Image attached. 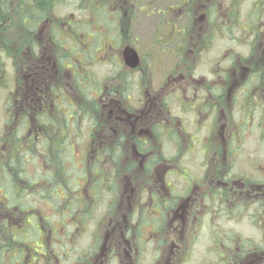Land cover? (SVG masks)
Masks as SVG:
<instances>
[{
	"label": "rangeland",
	"instance_id": "1",
	"mask_svg": "<svg viewBox=\"0 0 264 264\" xmlns=\"http://www.w3.org/2000/svg\"><path fill=\"white\" fill-rule=\"evenodd\" d=\"M92 1L97 2V0ZM179 1L100 0L103 10L99 12L96 19L104 24H110L109 13L116 10L115 5H152L151 8H148V14L139 10L138 18L132 26L128 24L127 19L126 23L117 19V22L121 24L122 31L121 33L117 30L114 31L115 39L113 41L106 40L99 34L89 35L91 34L89 32L101 30V26L91 27L90 22L94 12L90 9L78 12L77 7L67 5L66 1L55 6L56 17L70 16L69 19L79 20L80 25L83 24L81 26L84 31H88V33L81 36L84 39L82 48L83 50L85 48L87 52L85 56L84 52L82 55L80 53L76 55L77 62L74 65L76 70L72 71V76H70V70L62 67L56 69L57 79L60 82L70 81L72 83V89L70 88L68 92L70 93V106L74 107L75 115L69 120L67 114L56 113L52 122L56 127L54 133L49 130L51 126L43 124L41 126V123L36 122L33 118L29 121V126L25 120L23 122L18 120V114L25 112L20 109L21 100L19 99V84H17L23 74L24 91L25 93L32 92L28 83L30 76L27 74L31 69L32 60L29 59L26 52L22 53L26 51L23 49L22 43L31 47L28 45L31 43V36L29 32L26 33L24 28L22 30L21 22L16 17L0 14V34L10 25L8 35L0 38V134L3 133L4 136L15 140V144H10L8 141L0 142V163L4 164L8 159L7 156L11 153L15 154V151L24 152L22 162L25 165L22 167V178L25 181L36 179L40 185L33 187L32 191H37V194L32 199L28 197L20 202L24 209L27 207L32 211L30 214L34 217L31 219L34 223L39 224L40 232H37L35 226L24 229L21 225L29 213L19 212L21 208H18L17 205H8V198L14 195L15 191L11 181L14 177L12 167L10 168L6 163V170L3 168L5 173L0 169L2 178V181L0 180L2 184L0 186V202H2L0 203V216L6 214L4 217H0V264H227L224 261L229 258L230 254L240 255L246 251L257 252L259 244H263L264 247V204L263 212L259 211V202L255 205L256 199L243 197V194L240 199H234L228 205L225 202L222 204V201H205L202 209L211 207L213 209H210L211 213L203 216L205 212L200 211L199 215H195L198 219L192 221V219L185 218L184 223L169 216L168 211L174 209L175 206L167 208L165 217L154 221L156 222L154 224L159 228L147 236V232L152 229L147 226L148 223L145 221H148L147 217H150L151 214L146 217L144 211L153 210L154 207H150L144 200L143 191L147 184L146 173H148L145 165L139 166L137 156L135 157L127 150L108 152L106 150L109 149L98 146L101 144L102 138L105 140L103 145L110 147L112 140H117L116 136L111 135L110 129L117 127L113 121L116 122L117 118H123L122 110L130 109L133 113L139 110L136 99L142 94L138 89V85L142 81L131 80V76L128 74L125 76L127 71L121 67L122 63L118 56L124 47H133L143 60L148 58L150 60L147 63L143 61L141 66V71L144 72L141 77L146 83H151L145 88L142 86L144 91L152 87L153 94L161 96L163 93L174 98L173 95H169L174 91V85L184 83L186 88H190L188 94L191 95V87L195 83L188 77L190 76L194 81L211 77L209 85L211 88H218L217 94L219 87L224 82L218 74H215V78L208 74L213 65L212 62L220 59L221 66L218 70L223 71V69H227L228 60L225 58L232 55L231 51L236 55L244 53L243 49L246 47L239 46L236 39L239 38V35L246 33L245 31L248 32L241 27L247 22V19L250 21V18H255L257 12L255 5L259 2V17L261 16L259 18V66H257L261 82L259 94L253 95L243 105L232 100H224L222 103L216 104L215 109L206 110L205 112L210 115V124L215 126L214 131L208 134L210 137H207L205 127L197 129L196 119L192 113L181 114V111L186 109L185 103L177 100L170 103V100H167L169 107L167 109V112L169 111L167 124L171 127L174 126L173 133L168 136L160 128L153 130L158 133V142H162V146H164L163 152L152 150L144 156L147 161L152 160L151 162H153V165L148 166V169L157 175L159 179L156 181L163 184L166 182L169 185L168 190L172 191L171 197L175 205L181 204V201L186 199H189L187 202L189 206L193 207L198 204L200 197L197 198V195L204 189L209 190V183L199 181L204 173L213 175L212 180L217 179L218 182L221 181L220 183L225 181L227 186L224 193L229 190L228 183H232L233 180L235 189L237 186L243 189L241 185H238V177L254 181L264 178V0H240L238 3L233 1L230 5H243L242 10L232 9V13L237 14L238 18L241 16L242 18L240 25L228 31L224 29L227 22L224 20L228 9L226 5H229L228 0H195L192 5L204 3L215 5L216 13L212 14V19L213 21L219 20V23L223 25L221 24L219 28L214 26L216 27L215 38L212 39L211 46L207 47V54L201 55L198 61L186 58L193 65L192 71H186L182 66H177V63L181 59V54L189 57V50L193 49V44L198 41L194 40L197 26L193 28L190 38H187L190 40H186L185 43L183 41L184 51L181 49V54L178 53L177 56L173 51L176 44L181 43L180 38L177 36L172 39L170 44H164L163 41L167 40L163 36H167L171 32L172 26H166L165 23L159 25L158 21V18L164 19V16L158 14L163 9V5H176ZM135 10L138 12L137 7ZM117 13L119 12L117 11ZM167 18L171 19V16L167 15ZM166 27H168L167 31L164 30ZM180 27H184V25L177 24V29ZM114 28L115 23L112 29ZM159 30L163 31L159 32ZM205 32L204 28L202 33ZM120 35L122 36L120 37ZM245 38L243 37L241 44L249 45L250 37H247V40ZM48 43L45 38L41 45L46 46ZM13 45L16 49H13ZM73 45L75 46V44ZM66 47L68 48V45ZM201 48H203L202 44ZM56 51L59 49L57 48ZM21 61L23 62L21 63ZM146 65L150 68L146 69ZM27 66L30 68L25 72ZM236 66H232V69L236 70ZM251 66L256 67L254 64ZM77 69L82 73L85 70L94 73L95 85L98 87L97 89L103 90L104 98L86 93V101L80 103L79 97L76 95L77 91L73 88V72H77ZM224 74L221 75L224 76ZM180 75L185 77L177 78ZM227 76L231 80L234 79L229 75V71ZM124 79L129 81V86L125 84L127 89L125 92H123ZM214 93L212 91V94ZM127 95L130 97L132 95V100L123 101ZM26 96L24 95L22 98L23 104L30 102ZM111 99H117L119 102L113 103L114 100L111 101ZM234 104L236 105L234 106ZM67 105L69 104L62 108L67 109ZM145 113H147L146 110L142 116H146ZM158 113V109H156L148 115L152 116ZM172 117L176 120L170 121ZM152 123L155 122H148V124ZM40 126L42 128H39ZM25 127L29 128L30 132L25 130ZM175 127L179 128V131H176ZM95 131L98 137L94 139L95 146L91 148L93 137L88 139V136L95 134ZM129 131H132L131 128ZM36 136H39V140L35 139ZM46 138L49 139V147L44 142ZM191 138L192 140H190ZM174 142H179L182 148L185 145L194 147L192 152H187L185 149L177 152ZM60 143L65 144L67 154L60 155L57 160H60L59 163H65L66 167L70 169L65 172V175L68 176L65 183L61 179L60 168L57 167L58 163L53 156V151ZM207 143L217 147L215 148L217 150L227 144L240 147V151L231 155L226 153L220 155L217 152L200 153L201 147ZM41 146H45L46 149L44 150ZM162 158L164 161L160 165ZM47 159L51 161L48 165H46ZM135 165H138V168ZM96 167L101 168L97 173L95 172ZM47 168L49 172L56 174L55 180L61 184L58 191L59 197L55 195L52 202L50 201L51 195H49L51 187L43 183L45 188L41 189L42 183L39 179L42 172L47 171ZM28 173L31 177L28 176ZM231 175L237 178L230 181L231 179L227 177ZM95 178L101 184H99L100 188L96 189L99 194L91 188L90 180ZM237 179L238 181H236ZM20 185L24 191H27L24 183L21 182ZM152 185L156 186L155 183ZM66 186L73 189H67L72 192L71 195L68 192H62L63 187ZM186 187H188L187 192L184 191ZM71 197L74 200L66 206L63 199ZM3 204H6L7 208L11 207L9 208L11 210L5 209ZM78 205L84 209L83 212L76 211L79 209ZM224 210H226V214L223 213ZM80 214H83L81 218ZM199 217L202 224L196 231ZM6 247L8 248L5 249ZM261 253H264V250Z\"/></svg>",
	"mask_w": 264,
	"mask_h": 264
},
{
	"label": "flooded vegetation",
	"instance_id": "2",
	"mask_svg": "<svg viewBox=\"0 0 264 264\" xmlns=\"http://www.w3.org/2000/svg\"><path fill=\"white\" fill-rule=\"evenodd\" d=\"M4 0H0L1 2ZM13 3L11 4L12 11L10 12L11 15H15L16 18L21 22L22 30H24L30 33L31 36V43L28 44L31 47H28L25 45V43H22L23 49L26 51L22 52L23 54L26 52L27 55H29V59L32 60V66L29 72H27L30 88L32 89V92H26L25 88H23V77L18 79L17 84H19V99L21 100L20 103V109L22 113L18 114V120L20 122H23L24 120L27 122V126H29V121H31V118H33L36 122L39 121L43 125L51 126L49 128L50 131L53 133L56 130L55 123H52L56 113H63L67 114L68 119H72L73 115L71 113V102H70V93L68 90L70 88L72 89V83L69 82H60L57 79V67L64 68L66 70H70V76H72V71L76 70L72 67V63L68 60H66L64 57H67L69 55L68 51L69 49L66 47V44H61L59 47V51L57 50V41L63 40V41H71L76 40L78 38H82L81 36H85V34L88 33V31H84L83 24L80 25L79 20L75 19H69V17H56L55 15V5L51 3L50 1L43 2L41 0H26V4L28 5H21L23 7H30L32 8V11L28 13L25 10L20 9V13L23 15V20H20L16 14V12L13 11V6L16 4H19V2H22L21 0H12ZM102 1V0H101ZM134 2H137V0H134ZM191 1L187 0H180L179 3L176 5H163V9L158 12L160 16H164V19L161 20V18H158L159 25L165 23V25L172 26V30L170 33H168L167 36H163V38L167 41H163V43L170 44L172 39L177 37L180 38L181 43L176 44L175 49L173 53H175L178 56V53H180V50L184 48V43L186 40H190L187 38H190V34L193 30V28H196L197 34L194 37V40H198L193 44V49H190V55L189 57H185L183 54H181V59L177 63V66H182L186 69V71H192L193 65L191 62H188L186 58L194 59L198 61L201 55L207 54V47L211 46L212 39L215 38V30L216 27H220L222 23H219L218 21H213L212 14L216 13V7L213 4L207 5L206 3L202 5H190ZM259 2L256 3L255 8L257 10L255 18L251 19L250 21L245 22L242 29L248 30L245 31L246 33H241L242 35H239V38L236 39V42L239 46L245 48L244 53L242 55H236L233 51L232 55L229 57H226L225 59L228 60L227 69H223V71L218 70V68L221 66V61L218 59L217 61H213V65L210 69V72L208 74L210 76H213L212 78H215V74H218L220 78L223 79V85L219 87L218 93L216 94V90L214 88H211L209 85V80L211 77H204L201 81H194L190 76H188L191 81H193V87L191 90V95L188 94L190 91V88H186V85L184 83L177 84V86L174 85V88L172 92L169 93V95H173L174 98L169 97L168 95H165L161 93L160 95L153 94L152 93V87L147 88L145 91L142 89V86L147 87L150 86V82L146 83L144 79L141 77L143 75V71H141V66L144 63L143 61L150 62L149 58L147 60H143L142 56L139 54V52L134 49L138 55V65L134 68L128 67L123 59L122 53L118 55L120 57L121 61V67L125 68L127 71L125 76L128 74L131 76V80H141L142 83L138 85V89L142 92V94L139 96V98L136 99V104L139 106V110H136L134 113L130 109H124L121 111V114L123 115V118H117L116 122L113 121V123L117 126L114 129H110L112 131V136H116L117 140H112V145L110 146H104L105 140L102 138L100 140L101 144L98 145L99 148H105L109 149L106 150L108 152H124L127 150V152H131L134 154L136 158L139 159L138 165H145V169L148 173H146L147 176V184L144 189V200L146 204L150 205V207H154L153 210H145L146 217L148 214H151L150 217H147L148 221H145L148 223L147 226H150L152 231L147 232V236L151 233H154L156 229L159 228L158 225L154 224L162 218L165 217L167 213L166 210L169 208L168 204L171 201V190H168L169 185L166 184V182L163 184L159 181V183L156 181L159 178L157 175L148 169V166H152L153 162L147 161L145 154H148L153 151L163 152L162 142H158V133L153 132V130L160 128L163 132L166 133V135L170 136L171 133H173L172 128L167 123L169 121V111L167 112L168 103L167 100H170V103L172 101L177 100L185 103L186 109L181 111V114H187L192 113L194 115V118L196 119L195 125L197 129H202L205 127L207 129L206 134L212 133L215 127L214 125H211L210 123V115L206 113V110H210V108L215 109L216 104L222 103L224 100H232L235 102H239L241 105L245 104L250 98H252L253 95L259 94ZM103 4L100 3V0H97L95 3V14H99L101 9L103 8ZM75 6V5H74ZM79 6V7H78ZM116 10H114L111 14L109 13L108 20L110 22L115 23V28L112 29L109 26V24L101 23L98 19V22L93 27H100L101 30L97 32H89L91 36L93 34H99L102 37H105L106 40L113 41L115 38L113 37L114 31L117 30L119 33H121L122 28L120 27V22L126 23V19L128 21V24L130 26L133 25L134 21L138 18L139 10L143 11V13H147L148 8L152 7V5H115ZM124 6V7H123ZM228 7L226 11V19L224 21H227L224 27L225 31L232 30L233 27L240 25V18L237 17V14L232 13V9H240L242 10L243 5H226ZM229 6H231L229 8ZM78 12H83L86 9H88V5H76ZM135 7H137L138 12L135 10ZM117 11L119 13H117ZM242 13V12H241ZM2 14V13H1ZM28 14V15H27ZM148 14V13H147ZM3 15V14H2ZM96 15V16H97ZM167 15L171 16V19L167 18ZM248 15V12L246 16ZM5 16V15H4ZM61 20L57 27V21ZM117 19H120V22H117ZM223 21V22H224ZM177 24L184 25V27H180L177 29ZM223 25V24H222ZM216 26V27H214ZM104 27V28H103ZM73 28V30H72ZM206 29L205 33H202L203 29ZM168 27H166L164 30L167 31ZM76 31L79 32L76 34ZM163 31V30H161ZM159 30V32H161ZM72 36V37H69ZM79 36V37H78ZM89 37V36H88ZM118 36L116 35V38ZM243 37H250V44L249 45H242ZM48 40V44L46 46L41 45V42L44 41V39ZM168 38V39H167ZM185 39V40H184ZM84 41V39H83ZM184 41V43H183ZM199 43V44H198ZM201 44L203 45V48H201ZM210 44V45H209ZM84 45V42H83ZM200 45V48H199ZM130 47V46H126ZM125 48V47H124ZM65 49V50H64ZM242 50V51H243ZM123 51V50H122ZM184 51V49H183ZM84 52H87V50L81 49L79 50V53L82 55ZM77 53V54H79ZM228 55V54H227ZM224 59V63L226 64V60ZM24 61V60H23ZM21 61V63L23 62ZM75 62L76 55H75ZM240 63V65H238ZM244 63V64H242ZM249 64V65H248ZM251 64L256 65V67H252ZM236 66V70L232 69V66ZM30 68V66H27L26 70ZM149 69L150 66L146 69ZM178 68V67H177ZM23 69V68H22ZM218 71H220L218 73ZM229 71V75L232 76L234 79H230L227 76V72ZM243 72V73H242ZM24 73V72H23ZM212 73V75H211ZM224 74L222 76L221 74ZM240 73V74H239ZM242 73V74H241ZM249 73V74H248ZM239 74V78H238ZM248 74V75H247ZM87 70L82 73V71H79L77 69V72H73L74 77V83L73 88L77 91L80 103L82 101H86V87H87ZM187 75V73H186ZM217 75V76H218ZM185 76L180 75L177 78H184ZM27 78V76H26ZM245 78V80H242ZM144 81V82H143ZM126 86H129V81L127 79H124L123 86L125 92L127 89ZM212 91L215 93L212 94ZM95 92V93H94ZM92 95L96 94V97H102L103 90H95ZM24 95H27L26 98L30 102L23 104L22 98ZM259 98V97H258ZM95 99V98H94ZM134 99V98H133ZM172 99V100H171ZM114 100L113 103H118L119 100L117 99H111V101ZM130 101L132 100L131 97L127 95L123 101ZM67 105V109L62 108L64 105ZM236 104H234L235 106ZM160 108H158V107ZM158 109V114L149 116L151 112ZM244 109V108H243ZM146 110L147 113H145L146 116H142L143 112ZM75 113V110H74ZM133 113V114H132ZM58 116V114H57ZM243 116V113H242ZM84 117V116H83ZM171 120H176L174 117H172ZM178 121V120H177ZM148 122H155L152 124H148ZM214 122V121H212ZM143 123V124H142ZM171 125V124H170ZM39 128H42V127ZM95 126V125H94ZM93 126V127H94ZM109 126V125H108ZM38 128V126H36ZM131 128V132L129 129ZM25 130L29 131V128L25 127ZM176 131H179V128L175 127ZM30 132V131H29ZM230 135V134H229ZM90 137H93L92 147L95 146L94 139L97 138V132L95 131V134H92L88 136V139ZM207 137H210L208 135ZM39 136H36L35 139H38ZM232 139V138H230ZM39 140V139H38ZM42 140V139H41ZM192 140V138L190 139ZM127 141V142H126ZM42 142V141H41ZM126 144V147L124 146ZM175 146L174 148L177 150V152H181V150L192 152L194 146L185 145L184 148H182V145L179 142H174ZM50 144V142H49ZM65 148V147H64ZM217 147L213 146L211 143H207L201 147V150L199 151L202 154H208V153H219L220 155L226 154H235L240 151V147L238 146H231L224 144L222 145L221 149L217 150L215 149ZM111 150V151H110ZM225 159V158H224ZM161 160L160 165L162 164ZM231 164V163H230ZM138 165H135L136 168H138ZM213 175H206L204 173L203 177L199 180L203 183H209V190L206 191V189L203 190L202 193L197 195V198L200 197V201L198 199V204L195 206H189L187 202H189V199L181 201V204L178 203L175 205L174 209H170L169 216H172L174 218L179 219L182 221V223L185 222V218L187 219H198V217H195V215H199V212L202 211L205 212L203 216L210 214L211 210H213L211 207L204 208V202H215V201H222L221 203L228 205L232 200L240 199L242 194L243 197H253L256 199V204L259 202V211H262L263 204H264V178L261 180L254 182L252 179H247L243 177L239 178V186L244 189H241L237 186L235 189V186L232 183H228V189L226 190V193H224V189L227 186V183L224 181L222 183L218 182V180H212ZM234 175H231L229 179L232 181V179H235ZM245 178V179H244ZM228 181V182H230ZM238 181V179L236 180ZM153 183L156 184L152 185ZM188 187L185 188V192H187ZM218 190V193H217ZM168 191V192H167ZM213 192V193H211ZM184 199V198H183ZM149 200V201H148ZM196 200V199H195ZM210 200V201H209ZM161 201L164 203L162 204V208L156 207L158 205V202ZM172 207V205H171ZM186 208V209H185ZM225 208V207H224ZM211 209V210H210ZM223 212V211H222ZM172 213V215H170ZM226 214V210L223 212ZM229 214V212H228ZM199 223L197 224V228L200 227V224H202V220L199 217ZM145 223V224H146ZM195 229V228H194ZM144 234V232H142ZM142 237V236H141ZM144 241V238H142ZM148 240V238H147ZM263 245V244H261ZM247 252V251H246ZM254 254V253H253ZM249 254H237L233 255L230 254L229 258L225 260L224 262H227V264H264V254L259 252V257H256L255 259L253 255L251 257H248ZM224 260V259H223Z\"/></svg>",
	"mask_w": 264,
	"mask_h": 264
},
{
	"label": "trees",
	"instance_id": "3",
	"mask_svg": "<svg viewBox=\"0 0 264 264\" xmlns=\"http://www.w3.org/2000/svg\"><path fill=\"white\" fill-rule=\"evenodd\" d=\"M22 1V0H21ZM42 1V3L43 2H46L47 0H41ZM48 1H50L51 3H53V5H55V6H57V5H61V3L62 2H67V5H88V9H90L92 12H95L96 13V11L97 10H95L94 8H95V2L94 1H92V0H48ZM187 1H191V3H190V5H192L193 3H194V1L195 0H187ZM233 1H234V3H238L240 0H228V4L230 5V4H232L233 3ZM22 2H25V4L24 3H21V2H19V4H15L14 6H13V11L14 12H16V14H17V16H18V18L20 19V20H23V15L20 13V9L21 10H25V11H27L28 13H30L31 11H32V8L31 9H29L30 7L28 6V7H23V6H21V5H28V4H26V0H23ZM13 3V1L12 0H4V1H2L1 2V5H0V14L2 13L3 15H5V16H14V17H16L15 15H11V11H12V7H11V4ZM14 4V3H13ZM79 7V6H78ZM101 10H103V8L101 9ZM94 13V16H93V19H91V22H90V25H91V27H93V25H96L97 24V22H98V19H96V15L97 14H95ZM28 15V14H27ZM261 17V16H260ZM259 17V18H260ZM60 21L61 20H58L57 19V27H58V24L60 23ZM101 23H104V22H102L101 21ZM9 26L10 25H8L7 27H6V29L0 34V38H4L5 36H7L8 35V33H9ZM114 26V22H110V24H109V26L108 27H110V28H112ZM72 30H73V28H72ZM77 33H79V32H77L76 31V34ZM95 36V35H94ZM122 35H120V37H121ZM69 37H72V36H69ZM79 37V36H78ZM118 38V37H117ZM71 41H63V40H59V41H57V48L59 49V47L61 46V44H66V45H68V49H69V51H68V53H69V55L67 56V57H64L66 60H68V61H70L71 63H72V67L74 68V65L76 64L75 63V55H77V53H79V50H81V48L83 47V39L82 38H78V39H76V40H72V39H70ZM73 44H75V46L73 45ZM78 44H80L79 46H77ZM19 45V42L17 43V46ZM1 46V45H0ZM1 48V47H0ZM13 49H16V47L13 45ZM83 49V48H82ZM87 72H88V75H87V87H86V93L88 94V93H90V94H92L95 90H99V89H97L98 87L95 85V83H96V80H94V73L92 72H89V70H87ZM259 84H261V82L259 81ZM71 113H72V115H75V113H74V107H71ZM14 117V116H13ZM14 120L12 119V122H13ZM12 122H9L10 124L12 123ZM16 136V135H15ZM4 137H7V138H4ZM16 140H18V139H16ZM49 139L48 138H46V139H44V142H46V145L48 144V146L47 147H49L50 146V144H49V141H48ZM5 141H8V143H13V144H15V140H13V139H11V138H9V136H4V134L2 133V134H0V142L2 143V142H5ZM42 148H44V150L46 149V147L45 146H41ZM65 147V148H64ZM48 152V151H47ZM50 152V151H49ZM17 153H19V154H17ZM23 153L24 152H17V151H15V154H13V153H11V154H9L7 157H8V159L6 160V162L3 164V163H0V164H2V166H0V169H1V171L2 172H4V169H5V167L7 166L6 165V163H8V165H9V167L11 168L12 167V169H13V171H12V173H13V175H14V177H12V180H11V176H10V180L12 181V183L14 184L13 185V188H15V191H14V195H11V197L10 198H8V205H13V206H18V208H21V209H19V212L21 211L23 214H26V213H29V215H27L26 216V219H25V221H23V223L21 224L22 225V227H24V229H27V228H29V227H31V226H35V231H37V232H40V229L38 228L39 227V224L37 223V222H33V220L31 219L32 217H34L32 214H30L32 211L30 210V208H25L24 209V207H22L21 206V204H20V202L21 201H24L26 198H28L29 197V199H32L33 198V196L35 195V194H37L36 192H33L32 191V189H33V187L35 186V185H38L39 184V181H37L36 179H27L26 181L22 178V167L25 165V163H23L22 162V155H23ZM54 153V154H53ZM53 156L56 158V162L58 163V164H56L57 165V167L58 168H60L59 170L61 171V179H62V181H63V183H65L67 180H68V176H66L65 175V172L67 171V170H70L69 168H67L66 167V165H65V163H63V162H60L59 163V161L60 160H57V158H59V156L60 155H66L67 154V150H66V146H65V144H62V143H60L59 144V146L53 151ZM47 156H48V153H47ZM161 160H164V158H162ZM150 161H152V160H150ZM51 161H50V159H47V161H46V165H48L49 163H50ZM95 164H97V163H95ZM90 167H92V166H90ZM4 168V169H3ZM7 168V167H6ZM38 169V168H37ZM85 169L87 170V167L85 166ZM88 169H89V167H88ZM6 170V169H5ZM24 170V169H23ZM101 170V168L100 167H96V173L98 172V171H100ZM5 173V172H4ZM44 173H45V176H44ZM50 174V175H49ZM12 175V174H11ZM63 175H64V177H63ZM28 176L29 177H31V175H30V173H28ZM16 178H17V182H16ZM55 178H57V176H56V174H54V173H51V172H49L48 171V168H47V171L46 170H44L43 172H42V175H40V181H41V183H42V187H41V189H44L45 187H43L44 185H43V183L46 185V186H49V187H51V189H49V195H51V197H50V201L52 202L54 199H53V197L55 196V195H57V197H59V186H61V184H59L56 180H55ZM227 178H230V176H228ZM226 178V179H227ZM2 178H1V174H0V180H1ZM70 179V178H69ZM2 181V180H1ZM254 181V180H253ZM257 181H259L258 179H257ZM257 181H254V182H257ZM19 182V183H18ZM24 183V186H25V189L27 190V191H24V189L21 187V185H20V183ZM90 182L92 183V186H91V188H93V190H95V192H97V194H99V192L96 190L97 188H100V183L98 182V179H91L90 180ZM11 183V184H12ZM47 183V184H46ZM95 183V184H94ZM51 184H53V185H51ZM100 184V185H99ZM75 185V184H74ZM0 186H2V184L0 183ZM38 186H40V185H38ZM76 186V185H75ZM61 188V187H60ZM64 189H63V193H66V192H68L70 195H71V193L72 192H70V191H68V190H73V189H71V187H69V186H66V187H63ZM10 189H12V187L10 186ZM31 189V190H30ZM68 189V190H67ZM30 190V192H28ZM217 193H218V190H217ZM10 195V194H9ZM40 198H42L43 199V197H40ZM72 200H74V199H72V197L70 198V199H63V202H64V204L67 206V205H69V203H71L72 202ZM10 201H11V203H10ZM173 199L171 198V201L169 202V204H168V206H169V208H173L174 206H175V203H173ZM215 202H218V201H215ZM0 203H2V202H0ZM163 203L161 202V201H159L158 202V205L156 206V207H160V208H162V205ZM4 205V207H5V209H9V208H11V207H6V204H3ZM171 205H172V207H171ZM12 206V207H13ZM65 207V206H64ZM78 207H79V205H78ZM81 208L79 207V209H76V211L77 212H79V211H84V209H81ZM9 210H11V209H9ZM79 210V211H78ZM85 213V212H84ZM6 214L4 213V215H1L0 217H4ZM81 215V214H80ZM83 215V214H82ZM82 215L80 216V218L82 217ZM6 218V217H5ZM6 221V220H5ZM8 247H6L5 249H7ZM242 249H244L243 247H241ZM264 250V247H263V245H261V244H259V248H257V252H253V251H247L246 253H248L249 254V256L248 257H251V255H253L254 256V258L253 259H255L256 257H259V252L261 253L262 251ZM246 253H244V254H246ZM254 253V254H253ZM264 254V253H263ZM240 256V255H239Z\"/></svg>",
	"mask_w": 264,
	"mask_h": 264
},
{
	"label": "water",
	"instance_id": "4",
	"mask_svg": "<svg viewBox=\"0 0 264 264\" xmlns=\"http://www.w3.org/2000/svg\"><path fill=\"white\" fill-rule=\"evenodd\" d=\"M122 56L128 67L134 68L138 65V55L133 48L125 47L122 51Z\"/></svg>",
	"mask_w": 264,
	"mask_h": 264
}]
</instances>
